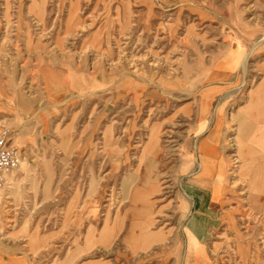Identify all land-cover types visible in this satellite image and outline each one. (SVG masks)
I'll return each instance as SVG.
<instances>
[{"label":"rangeland","instance_id":"374dc122","mask_svg":"<svg viewBox=\"0 0 264 264\" xmlns=\"http://www.w3.org/2000/svg\"><path fill=\"white\" fill-rule=\"evenodd\" d=\"M1 126L0 264H264V0H0Z\"/></svg>","mask_w":264,"mask_h":264},{"label":"built area","instance_id":"2783aa9c","mask_svg":"<svg viewBox=\"0 0 264 264\" xmlns=\"http://www.w3.org/2000/svg\"><path fill=\"white\" fill-rule=\"evenodd\" d=\"M10 132L5 126L0 127V186L17 170L20 165V150L9 143Z\"/></svg>","mask_w":264,"mask_h":264},{"label":"bare ground","instance_id":"6f19581e","mask_svg":"<svg viewBox=\"0 0 264 264\" xmlns=\"http://www.w3.org/2000/svg\"><path fill=\"white\" fill-rule=\"evenodd\" d=\"M157 151V149H155L154 150V152H156ZM13 174V173H12ZM11 176V175H10ZM213 197V196H212ZM216 197V196H215ZM199 203V202H198ZM215 203V202H214ZM214 203H212L211 204V207L214 209ZM198 205V204H197ZM192 206V205H191ZM190 208V207H189ZM245 209V208H244ZM247 209V208H246ZM196 211L197 212H199V213H201L200 212V209L199 208H196ZM253 215V214H252ZM212 218V217H211ZM197 219L194 217V218H192V226H194V224L196 223L195 221H196ZM216 221V220H215ZM196 224H198V223H196ZM194 239V238H193ZM196 239V238H195ZM189 240V239H188ZM191 242V241H190ZM189 242L187 241V244H188ZM193 243V242H192ZM189 245V244H188ZM191 247H193V246H191ZM203 248V247H202ZM199 249V248H198ZM186 251V250H185ZM196 256V255H195ZM232 260V259H231ZM190 261V260H189ZM185 264H191V262H185ZM192 264H207V260H206V258L202 255V254H198L197 256H196V260H194L193 262H192Z\"/></svg>","mask_w":264,"mask_h":264},{"label":"crops","instance_id":"0c3cea01","mask_svg":"<svg viewBox=\"0 0 264 264\" xmlns=\"http://www.w3.org/2000/svg\"><path fill=\"white\" fill-rule=\"evenodd\" d=\"M189 224H187V229L188 231L197 239H199L201 241V237L198 236V233L195 231L196 226H192V221L188 222ZM202 242V241H201Z\"/></svg>","mask_w":264,"mask_h":264}]
</instances>
